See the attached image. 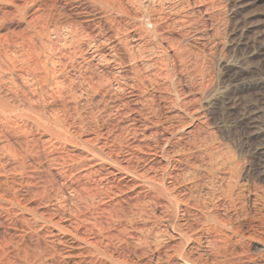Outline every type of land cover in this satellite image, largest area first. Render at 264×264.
I'll return each mask as SVG.
<instances>
[{"label":"rangeland","instance_id":"obj_1","mask_svg":"<svg viewBox=\"0 0 264 264\" xmlns=\"http://www.w3.org/2000/svg\"><path fill=\"white\" fill-rule=\"evenodd\" d=\"M96 3L0 0V50L20 86L7 96L43 121L18 120L6 136L24 158L26 198L43 196L54 213L67 197L79 234L96 243L64 241L69 257L37 248L42 264H174L183 230L196 264H264V179L243 123L264 112V0H149L142 19ZM35 59L52 64L50 80ZM58 127L71 143L49 136ZM208 214L226 222L225 240L199 222ZM27 231L45 245L44 229ZM148 236L160 245L145 253Z\"/></svg>","mask_w":264,"mask_h":264},{"label":"bare ground","instance_id":"obj_2","mask_svg":"<svg viewBox=\"0 0 264 264\" xmlns=\"http://www.w3.org/2000/svg\"><path fill=\"white\" fill-rule=\"evenodd\" d=\"M92 1H94V0H92ZM95 1L97 3L103 5V6L107 7V9L111 5H113V6L116 5L118 12L121 11V12L128 13L126 7L130 6L131 8H133V11H135L138 14L139 18H141V19L148 16V14H149L148 11L153 12V10H154V9L152 10L150 7H147L146 5L143 4V1H149V0H95ZM154 1H159V0H154ZM100 7H102V6H100ZM150 25H152V24L150 23ZM262 49L264 51V47ZM31 51H34V50H31ZM263 51L259 52L261 59L258 63V67L264 66V55H263L264 52ZM19 55H17V56H19ZM22 56L18 57V61L24 62L27 60V59H24L25 57H22ZM31 58H32V56H31ZM11 60H13V59H11ZM11 60H10V58H8L5 50H0V182L7 189L11 190V193H12V194H8L7 192H4V191L0 192V230L2 232V235L0 236V264H42V261L47 258V257H45V255L43 253V252H48L47 248L49 250H53V252L55 254H58V255L60 254L63 257L66 254H68L67 251L65 250V244H64L65 243L64 241H66V240H77L78 242L83 241L84 242L83 245L86 248L88 246H94L95 247L96 243L92 242L89 239L87 240L85 237H84L85 238L84 239L83 238L84 235L81 236L79 234L78 229H79L80 224H81L80 223V216L78 214H71L70 213L71 212L70 208L67 205V203H68L67 197L60 196L61 198L58 197V198H56V200H54L55 197L53 198V200L56 202V207H57V210L56 211L54 210L55 212L53 211L54 213H52V211H51V213H46L45 211H43L41 209L40 203H38V200H41V198L43 199V196L35 197V198H28V199L26 198V195H25L26 193L23 189L24 183L22 182L23 181L24 158H23V155L17 150V148L13 144L6 142V136L9 132V129H10L9 125H11L12 123H16V121H18V120H22V119L27 120L31 124H33L34 126H39V127H40V125H42L43 121L41 120L42 118L38 113H31L27 109L18 108L13 103L10 102V100L13 97L11 98L10 97L11 95L7 96V93H9L10 90L14 91V89H12V88H16V90H20V86L17 84V82L15 81V78L13 77L14 76V71H13L14 68H13V63H12L13 61H11ZM34 61L35 62L32 65L37 67V68L35 67V69L39 68L40 70H42L43 71L42 75L46 80L51 78V77H49L48 74L51 75V73H53V71L51 72L52 67L50 68V66H52V64L48 65L47 61H44L41 59H35ZM27 65L29 66V64H27ZM33 67L29 66L28 68H33ZM22 69H23V67H22ZM39 69H38V71H40ZM255 69L256 68H254V70ZM25 70H27V69H25ZM49 71H50V73H49ZM51 76H53V74ZM231 81H234V79H231ZM256 83H257L256 87H257L258 91L260 93L264 94V82L258 81ZM3 90H5L6 93L3 94ZM262 110L264 111V109H262ZM259 115H261L260 120H258L256 118V117H258L257 113H254V112L253 113H247V114H245V117H243V123L245 125V131L247 134V139L255 140L254 151L258 155V158H259L258 159L259 165H260L259 166V175L262 176V178L264 179V112L262 114L259 113ZM48 134H49V136H53L57 140L60 139L64 142L68 141L71 143V140L69 139V135L63 129H60L59 127L53 128V131L48 133ZM24 144H26L25 146H27V143H24ZM24 144H23V146H24ZM88 152L91 154V156H93V157L96 156V154L92 150H89ZM4 158L6 161L3 160ZM7 161L11 162V164L9 165L7 163ZM117 184H119V183H117ZM161 184H159L157 182L155 183V181H150V179H149L150 187L152 189H154L158 195L160 194V195H162L163 198L165 197L169 201V204H170L169 207L175 211L176 205H174V203H173L174 197H171L169 194H168L169 195L168 196L167 195L168 192L166 193L167 190H165V188H164L165 186L163 187V184H162V186H161ZM76 190L77 189H73V191H76ZM59 191H61V190H59ZM40 193L41 192L35 191L34 196L37 194L42 195ZM76 194L78 196H81L80 192H78V191L75 192V195ZM82 195H84V194H82ZM84 196H86V195H84ZM84 196H83V198H84ZM37 198H40V199H37ZM83 198L81 197V200ZM49 201H52V200H49ZM186 201L187 200H184L183 204L184 203L186 204L187 203ZM55 202H54V204H55ZM174 202L176 203V200ZM186 206H187V204H186ZM188 206H191V205L189 204ZM192 206H195V204ZM59 208H61L62 210H60ZM198 208H199V206H198ZM18 211H20V212H18ZM58 211H60L61 213ZM22 212H25L26 215L29 216L28 219H26L24 217H20ZM64 213H65V216H64ZM195 215H197V214H195ZM199 222H201L202 223L201 225H204L206 227V229L213 231L214 234H216V237L219 240V242L225 240L226 235H225V232L223 231V227L225 226L226 222L224 220L218 219L217 217L211 216L208 214V215H205L203 220H200ZM31 225L34 228L44 229L45 233L42 234L43 236L41 235L45 241L44 246H41L40 244H37L39 246H36V244H32V241L30 240L29 237L27 238V235L29 233L27 230L31 227ZM193 229H191V230L193 231ZM183 231L180 232V230H179L180 233L179 234L176 233V236H178L176 238L177 239L179 238V240H181L182 242H179V246L176 248V250L173 249L176 252L174 255H172L175 258L174 264H196L195 263L196 260L189 254L190 251L188 250V254H187L184 250V247L185 246L187 247V245L189 244V242L191 240L193 241V239H192L193 236L191 237V234L188 235V233H185ZM174 233H175V231H174ZM155 237H153V236L149 237L148 236L146 238L145 237L142 238L143 241L140 244H143L142 245V247L144 248L143 252H145L146 249L149 250L150 249L149 247H151V246H153V248H156L158 245H160L159 244L160 239L158 238L159 239L158 240L157 237L156 238ZM174 237H175V235H170L169 239L170 238L173 239ZM161 242L163 243L164 240ZM177 245H178V242H177ZM73 246L74 245H72L71 247H73ZM76 246H78V245H76ZM37 248L42 249L43 252H39ZM86 248H85V250H86ZM85 250H84V252H85ZM263 250H264V247H263ZM174 251H173V253H174ZM63 252L66 254H64ZM76 255L80 256L81 252H79V253L76 252ZM66 256H68V255H66ZM71 256H74V255L72 254ZM123 260L119 261L118 264H133V263H128V262L123 261ZM134 264H138V263H134ZM143 264H149V263L145 262Z\"/></svg>","mask_w":264,"mask_h":264}]
</instances>
